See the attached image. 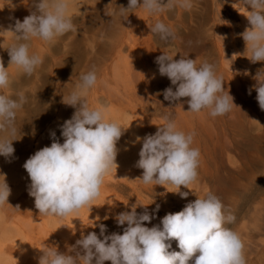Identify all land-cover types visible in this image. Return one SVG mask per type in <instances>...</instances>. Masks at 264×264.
I'll use <instances>...</instances> for the list:
<instances>
[{"label":"rangeland","instance_id":"1","mask_svg":"<svg viewBox=\"0 0 264 264\" xmlns=\"http://www.w3.org/2000/svg\"><path fill=\"white\" fill-rule=\"evenodd\" d=\"M31 2L22 0L25 7L20 21L35 10ZM12 3L13 0H8L5 4L14 11L10 19L15 22L17 9H12ZM192 3L188 11L177 7L150 16L143 9H136L121 16L120 6L127 7L128 0H70L73 8L69 14L77 31L65 34L52 46L33 38L31 48L36 44L41 47L36 46L39 50L34 47V54L42 56L44 62L31 76L18 73L16 68L11 71L13 65L4 63L12 84L10 88L0 89V93L14 99L23 93L27 102L16 116L14 154L10 159L0 156V183L5 180L13 194L8 198L9 204H4L5 213L0 214V224L9 227L8 235H0L7 242L0 239L7 248L0 263L8 264L12 258L9 263L38 264L36 261L39 262L45 247L68 252L82 235L95 232L99 237L100 224L106 226L105 235L123 234L126 225L119 226L115 217L131 211L132 207H136L138 214L147 209L154 217L145 226L160 225L166 214L181 211L187 203L210 190L222 201L225 215L235 217L225 227L240 234L245 244L246 264H264V111L259 108L256 91L253 89L249 95V89L256 83L254 77L258 71L264 72V62L252 63L249 59L251 53L241 34L250 25L243 15L247 9L241 0H192ZM157 21L171 27L176 38L165 43L154 37L150 29ZM13 35L0 37L12 40ZM163 52L175 56L174 59L180 56L196 59L198 65L204 61L214 64L216 74L223 78L225 93L229 91L236 106L214 118L207 109L189 112V98L166 101L163 90L172 87L175 91L176 86L159 74L155 61ZM93 68L98 79L87 93L89 107L102 108L107 121L125 129L117 142L118 167L114 165L104 177L100 195L90 205L66 217L40 215L33 207L35 204H30L34 198L28 194L29 176L25 174L29 179L23 189L15 188L13 181L25 176L21 168L31 155L51 145L52 132L63 143L61 125L72 117L75 109L65 105L62 99L75 89L81 74ZM165 115L174 119L178 130L195 133L192 147L200 151L197 181L189 189L183 186L180 189L189 193L186 198L172 193L177 191L173 185L164 188L144 184L139 179L143 170L135 166L142 138L155 134L164 124ZM41 119H47L44 126L26 130L24 122L33 124ZM5 135L0 132V137ZM157 205L159 211H155ZM9 221L17 227L9 226ZM11 227L15 232L25 228L24 232H30L29 239L15 234ZM20 241L28 245L27 249L22 242L17 245ZM170 243V251H179L175 240Z\"/></svg>","mask_w":264,"mask_h":264},{"label":"clouds","instance_id":"2","mask_svg":"<svg viewBox=\"0 0 264 264\" xmlns=\"http://www.w3.org/2000/svg\"><path fill=\"white\" fill-rule=\"evenodd\" d=\"M248 14L244 15L250 25L241 34L251 53L252 63L264 62V0H241ZM34 11L21 22L15 21L13 43L5 48L10 57L9 65H15L18 73L31 76L44 62L38 54H31V40L38 38L52 46L69 32L77 31L69 14L70 0H32ZM177 7L186 11L193 7L192 0H128L127 7L120 6V15L143 9L150 16L174 11ZM129 16V15H128ZM128 18V17H127ZM154 37L168 43L176 38L174 30L162 21L150 29ZM175 56L167 52L156 58L158 71L166 76L171 85L163 90L166 101L178 102L189 98V112L209 110L212 117L229 113L234 97L225 93L224 81L216 74L215 65L196 59ZM71 78V77H70ZM96 69L81 74L75 89L62 102L75 109L74 114L61 125L63 143L51 133L53 142L31 155L23 167L30 178L28 194L34 198L40 215L66 217L90 205L100 195L104 177L117 165V142L124 130L118 123L107 121L102 108H90L87 93L97 84ZM256 100L264 111V72L254 77ZM12 79L0 60V89L10 88ZM27 102L20 93L17 99L0 93V156L10 158L15 149L13 141L17 134V113ZM103 107V106H102ZM164 124L155 134L141 140L142 147L136 167L142 169L139 178L144 184L154 186L173 185L181 198L189 193L180 191L198 179L200 151L192 147L194 132L177 129L171 116L163 117ZM154 125V124H153ZM11 194L4 180L0 183V206L8 203ZM197 197V196H196ZM159 205L155 211H159ZM17 208H19L17 206ZM222 201L210 190L197 197L176 213L166 214L160 225L145 226L154 218L147 209L138 214L136 207L119 213L116 223L123 234L107 231L98 225L100 236L95 232L82 235L68 252L56 247H45L38 264H246L245 244L239 233L225 227L235 217L225 215ZM100 237H103L102 239ZM177 242L179 251H170L171 241ZM72 253V254H69Z\"/></svg>","mask_w":264,"mask_h":264},{"label":"bare ground","instance_id":"3","mask_svg":"<svg viewBox=\"0 0 264 264\" xmlns=\"http://www.w3.org/2000/svg\"><path fill=\"white\" fill-rule=\"evenodd\" d=\"M7 1L8 0H0V36L2 35V34H9V35H12L13 33L12 32H10V31H7V30H10L12 27H14V24H15V22L14 21H11V19H10V17H11V15H13L14 14V11H11L10 9L11 8H8V6H7V4H5V3H7ZM10 1H12V0H10ZM14 1V3H12L10 6L12 7V9L14 10V9H17V11L15 12V17L17 18V19H19V20H21L22 19V11H23V7H25L24 5H23V3H22V0H13ZM32 3V2H31ZM31 3H29L28 5H31ZM9 6V7H10ZM34 8V7H33ZM71 8H73V5H71L70 4V9H69V12H70V10H71ZM241 9V8H240ZM246 10V9H245ZM32 11V10H31ZM247 11V10H246ZM29 12V11H28ZM30 13V12H29ZM242 13V12H241ZM244 13V14H243ZM242 14L243 15H245V13L246 12H243ZM246 14H248V12L246 13ZM242 15V16H243ZM26 17V16H25ZM245 17V16H244ZM17 19H14V20H17ZM12 20H13V18H12ZM22 22V21H21ZM0 39H1V41L0 42H2V43H0V60H2V62H3V64L5 63V62H9V60H10V57H9V55H8V51L5 49V48H8V47H10V45L11 44H13V43H15V41H14V39H12V40H10V37H5L4 36V39L2 40V38L0 37ZM5 40H6V42H5ZM34 42H36V40L34 39ZM33 42V43H34ZM4 43H7L6 45L4 44ZM42 43H43V41H42ZM45 43V42H44ZM38 44H36V46H37ZM45 45H47L48 46V44H45ZM36 46H34L35 48H36ZM34 47H30L31 49H30V53L31 54H34V52L36 53V50H35V48ZM38 47H40L39 45H38ZM38 47L36 48L37 50H39L38 49ZM35 50V51H34ZM42 51V50H41ZM8 64V63H7ZM16 68V66L15 65H13L12 67H10V70L12 71H15L14 69ZM90 108H93V107H90ZM33 121V120H32ZM47 123V119H41V120H39V121H33V124H31V122L30 121H26V122H24V125H25V128H26V130H32V129H34V128H38V127H42V126H44L45 124ZM40 144V143H39ZM28 147V146H27ZM44 147V146H43ZM40 149V148H39ZM28 150V149H27ZM25 151V150H24ZM30 151V150H29ZM8 159H10V158H8ZM9 162V161H8ZM22 163V162H21ZM25 163V162H24ZM23 164V163H22ZM17 165H19V164H17ZM24 165V164H23ZM12 166V165H11ZM15 166V165H14ZM13 166V167H14ZM3 168V167H2ZM10 168V167H9ZM17 169V168H16ZM21 171H22V174L23 175H28V173H27V171L24 169V167L22 166V168H21ZM21 173V172H20ZM18 175V174H17ZM26 175L25 176H23L22 178H16L14 181H13V185L15 186V188H19V189H23L26 185H25V181H26V179L28 178V176H27V178H25L26 177ZM29 179V178H28ZM30 180V179H29ZM11 181V180H10ZM28 181V180H27ZM29 183V182H28ZM31 183V182H30ZM26 184H27V182H26ZM25 185V186H24ZM14 194H16L15 192H14ZM11 195H13L12 193H11ZM15 196V197H14ZM13 197L14 198H16V195H14ZM18 197V196H17ZM20 199H22L21 197H19ZM11 199V198H10ZM18 200V199H17ZM22 202H24V201H22ZM25 202H27L26 200H25ZM16 204H18V203H16ZM30 204H34V202H31ZM93 204V203H92ZM7 206L6 205H2V206H0V214L2 215V213H5L4 211H5V208H6ZM15 207V206H14ZM34 208H35V205L33 206ZM10 209V208H9ZM36 209V208H35ZM34 209V210H35ZM13 210V209H12ZM13 213V212H12ZM57 217V216H56ZM13 218V217H12ZM14 221V220H13ZM8 222V221H7ZM12 222V221H11ZM9 226H10V224H11V226L13 225V223H10V221H9ZM3 225V224H2ZM1 224H0V235H1V237H4V236H6V235H8V234H6V228L8 227V225H6L7 227H5L4 228V226H2ZM4 225H5V222H4ZM14 227L16 226V225H13ZM19 227L18 228H20V226L21 225H18ZM17 227V226H16ZM25 227V226H24ZM12 228V227H11ZM25 228H27V227H25ZM24 228V229H25ZM7 229H9V227L7 228ZM13 229V228H12ZM24 229L22 228L21 230H19V229H17L16 230V232L18 233V235L20 236V234L22 235V238L25 236V237H28L29 235H30V232H27V231H25L24 232ZM26 230V229H25ZM13 231H14V229H13ZM10 232V231H9ZM15 232V231H14ZM14 232H11L12 234L14 233ZM16 232H15V234H16ZM11 233H9V234H11ZM11 234V235H12ZM15 234H13V236L15 235ZM29 234V235H28ZM48 235V234H47ZM18 236V237H19ZM54 236V235H53ZM0 237V239H1V241H4V240H2L3 238H1ZM8 237V236H7ZM48 237V236H47ZM50 237V236H49ZM15 239V238H14ZM14 239H12V241L13 242H16V240L14 241ZM21 239V238H20ZM20 239H18V241L20 240ZM28 239H29V237H28ZM46 239V238H45ZM26 240H27V238H26ZM26 240H22V241H24L25 243L27 242ZM31 240V239H30ZM1 241H0V258L2 257V256H4V255H6V254H4L5 253V251H4V248H6V246L5 245H1V244H4V242L5 243H7L6 241H4L3 243H1ZM8 241V240H7ZM22 241H20V242H17V245L20 243L21 244V242ZM9 242V241H8ZM24 242H22V243H24ZM31 242V241H30ZM23 244V246L24 245H26V244ZM9 244H10V242H9ZM13 243H11V245H12ZM29 245H31L30 243H28ZM11 245H10V247H11ZM14 245V244H13ZM19 246V245H18ZM27 246L28 245H26V247H24V248H26L27 249ZM33 246V245H32ZM8 247V246H7ZM14 248H15V246H14ZM7 249V248H6ZM22 249V248H21ZM12 250V249H11ZM15 250V249H14ZM13 250V251H14ZM23 251V250H22ZM16 252V251H15ZM21 252V251H20ZM23 253V252H22ZM21 253V254H22ZM8 254V253H7ZM20 254V255H21ZM24 254V253H23ZM22 254V255H23ZM28 254V253H27ZM21 255V257H23ZM25 256V255H24ZM6 256H4V258H5ZM11 257V255L8 257V258H10ZM20 257V256H19ZM26 257V256H25ZM3 258V257H2ZM2 258H1V260H2ZM8 258H6L7 260H8ZM10 259H12V258H10ZM10 259H9V262H10ZM0 260V261H1ZM6 260V261H7ZM13 260V259H12ZM11 260V261H12ZM34 260V259H33ZM2 262V261H1ZM8 262V261H7ZM6 262V263H7ZM8 262V264H11V263H13V261L11 262V263H9ZM37 263H38V261H36ZM3 263V262H2ZM2 263H0V264H2ZM34 263V262H33ZM14 264V263H13ZM17 264V263H16ZM21 264V263H20Z\"/></svg>","mask_w":264,"mask_h":264}]
</instances>
